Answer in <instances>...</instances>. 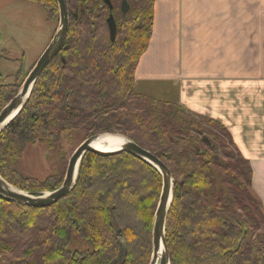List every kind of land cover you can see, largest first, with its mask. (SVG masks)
I'll list each match as a JSON object with an SVG mask.
<instances>
[{
  "label": "trees",
  "instance_id": "16d2710c",
  "mask_svg": "<svg viewBox=\"0 0 264 264\" xmlns=\"http://www.w3.org/2000/svg\"><path fill=\"white\" fill-rule=\"evenodd\" d=\"M57 25L55 0H30ZM63 44L36 79L20 112L0 132V175L40 194L57 188L67 159L44 179L15 168L29 146L102 132L123 134L157 156L173 179L164 238L169 264H264V210L251 188L249 161L219 122L179 104L133 91L152 35L155 0H66ZM116 35L109 40L106 18ZM51 38V35L49 39ZM31 68V67H30ZM0 72V109L30 69ZM159 172L128 152H86L69 193L44 207L0 195V264H148ZM90 250H69L71 234Z\"/></svg>",
  "mask_w": 264,
  "mask_h": 264
},
{
  "label": "crops",
  "instance_id": "0c3cea01",
  "mask_svg": "<svg viewBox=\"0 0 264 264\" xmlns=\"http://www.w3.org/2000/svg\"><path fill=\"white\" fill-rule=\"evenodd\" d=\"M137 81L226 128L264 210V0H155Z\"/></svg>",
  "mask_w": 264,
  "mask_h": 264
},
{
  "label": "water",
  "instance_id": "95a60500",
  "mask_svg": "<svg viewBox=\"0 0 264 264\" xmlns=\"http://www.w3.org/2000/svg\"><path fill=\"white\" fill-rule=\"evenodd\" d=\"M55 1L58 10L57 26L46 47L43 49L31 69L23 79L16 94L11 97L8 102L0 109V132L4 130L20 112L30 95L31 89L36 79L40 76L41 72L51 61V59L58 53L63 44L68 27V6L66 0ZM103 2L108 6L109 10H111L112 5L110 1L103 0ZM127 10L128 4L125 0H122L120 3V11L122 14H125ZM106 24L109 40L113 41L116 35V24L112 14H109L106 18ZM102 135L117 136L121 139V144L118 148L112 150H100L91 147V143ZM86 152H94L102 156L112 155L120 152H128L143 159L159 172L161 176V187L157 204L152 216L150 231L151 252L148 264H156V262H158V264H169V256L165 243L164 232L169 208L172 201L173 179L171 176V172L157 156L153 155L147 149L142 148L132 139L123 134L114 132H102L90 135L82 140L68 157L62 182L54 190L45 191L37 195L31 194L13 186L0 175V195L8 200L30 207L48 206L69 193L73 188L80 160ZM160 245L162 246L163 250L159 258H157V252Z\"/></svg>",
  "mask_w": 264,
  "mask_h": 264
},
{
  "label": "rangeland",
  "instance_id": "374dc122",
  "mask_svg": "<svg viewBox=\"0 0 264 264\" xmlns=\"http://www.w3.org/2000/svg\"><path fill=\"white\" fill-rule=\"evenodd\" d=\"M52 27L37 3L30 0H0V72L9 76L6 81H11V75L18 69L26 71L33 66L52 36ZM133 91L173 100V93L163 94V87L157 81H137ZM77 141L74 138L71 142L63 140L60 147L53 150L39 145L29 146L23 157L16 162L15 168L25 176L44 179L55 173L60 154L68 159L79 144ZM67 248L82 252L90 250V245L74 231Z\"/></svg>",
  "mask_w": 264,
  "mask_h": 264
},
{
  "label": "bare ground",
  "instance_id": "6f19581e",
  "mask_svg": "<svg viewBox=\"0 0 264 264\" xmlns=\"http://www.w3.org/2000/svg\"><path fill=\"white\" fill-rule=\"evenodd\" d=\"M120 144L121 139L119 137L112 135H102L91 143V147L100 150H112L118 148ZM162 250V246L160 245L157 252V258H159L161 255ZM156 264L158 263L156 262Z\"/></svg>",
  "mask_w": 264,
  "mask_h": 264
},
{
  "label": "flooded vegetation",
  "instance_id": "af4514ba",
  "mask_svg": "<svg viewBox=\"0 0 264 264\" xmlns=\"http://www.w3.org/2000/svg\"><path fill=\"white\" fill-rule=\"evenodd\" d=\"M107 6V5H106ZM112 9V8H111Z\"/></svg>",
  "mask_w": 264,
  "mask_h": 264
}]
</instances>
